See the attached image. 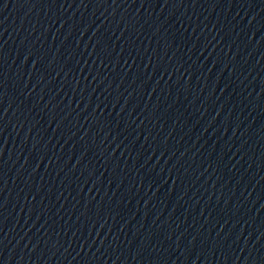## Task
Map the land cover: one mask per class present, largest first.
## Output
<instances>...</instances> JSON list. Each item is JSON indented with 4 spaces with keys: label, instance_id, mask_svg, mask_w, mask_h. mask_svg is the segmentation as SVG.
Masks as SVG:
<instances>
[{
    "label": "water",
    "instance_id": "95a60500",
    "mask_svg": "<svg viewBox=\"0 0 264 264\" xmlns=\"http://www.w3.org/2000/svg\"><path fill=\"white\" fill-rule=\"evenodd\" d=\"M264 191V0H82Z\"/></svg>",
    "mask_w": 264,
    "mask_h": 264
}]
</instances>
